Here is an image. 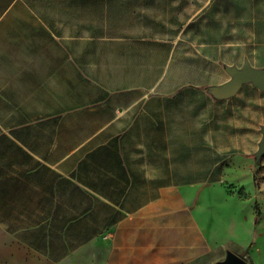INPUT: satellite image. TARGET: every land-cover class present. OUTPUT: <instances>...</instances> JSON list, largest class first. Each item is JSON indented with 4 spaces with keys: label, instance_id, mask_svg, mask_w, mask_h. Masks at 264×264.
I'll return each instance as SVG.
<instances>
[{
    "label": "crops",
    "instance_id": "crops-1",
    "mask_svg": "<svg viewBox=\"0 0 264 264\" xmlns=\"http://www.w3.org/2000/svg\"><path fill=\"white\" fill-rule=\"evenodd\" d=\"M185 3L111 0L103 12L109 17L114 12L121 24L137 15L150 31L141 39L155 42L161 14L166 28L175 32L177 24L182 31L202 9L192 10ZM95 32V0H0V245L14 242L36 260L52 264H66L93 245L98 247L89 255L93 264H221L228 252L247 264H264V229L250 204H226L231 196L225 193L223 204H194L195 192L182 190L198 187L193 183L164 184L157 197L145 201L142 160L138 168L129 153L113 155L111 136L87 150L120 116L149 107L153 99L155 116L159 114L155 120L152 116L155 128L165 126L162 114L174 111L177 103L187 109L186 99H178L186 90L159 88L163 75L154 78L146 92L128 94L116 104L118 114L93 125L95 131L87 137L49 135V127L62 129L65 122L49 126L48 97L79 95L80 66L95 62ZM90 47L91 58L85 55ZM245 85L251 84L227 99L204 93L212 114L226 111L246 137L220 151L241 162V169L251 165L261 138L256 107L264 110V91L252 85L255 90H243ZM153 89L155 95L149 94ZM244 91L257 92L261 99H240ZM240 101L247 109L237 107ZM167 121L173 122L169 114ZM209 121L220 123L214 115ZM66 123L67 128H79L78 123ZM226 171L223 166L221 174ZM207 185L199 186L201 202L207 199L201 196ZM133 192L141 195L129 203L113 196ZM6 256H15L11 248L0 250V257Z\"/></svg>",
    "mask_w": 264,
    "mask_h": 264
},
{
    "label": "rangeland",
    "instance_id": "rangeland-1",
    "mask_svg": "<svg viewBox=\"0 0 264 264\" xmlns=\"http://www.w3.org/2000/svg\"><path fill=\"white\" fill-rule=\"evenodd\" d=\"M95 1V62L80 66L77 97H48L49 126L65 122L62 129L49 127V135L57 132L58 135L79 139L87 137L95 131L93 125L104 123L118 114L116 104L125 100L128 94L146 92L147 85L163 75L159 88L168 90L174 87L178 92L186 90L178 99H186L187 109H181L177 103L174 111L162 114L165 126L155 128L152 116L155 120L159 114L155 116L153 99L154 103L147 104L149 107L120 116L98 135L97 141L87 150L94 149L97 142L111 136L113 155L129 153L137 159L138 168L143 161L145 192L142 195L145 201L154 195L157 197L158 187L164 184L193 183L198 187L182 190L187 195L195 192L194 204H223L225 193L231 196L226 204H250L255 211L257 225L264 229V155L255 167L251 159V165L244 169L236 159L221 156V149L246 137L237 120L227 116L226 111L212 114L214 108L204 95L207 85L220 84L229 79L223 64L241 67L247 58L251 65L264 67V0H186L185 5L192 10L200 6L202 9L182 31L177 24L175 32L171 27L166 28L163 24L165 16L161 14L159 24L155 25V42L141 39L150 31L146 30L147 26L141 20H137V15L125 18V21L123 19L121 24V19L117 14L114 16V12L111 17L104 15L103 6L111 0ZM174 34L175 41L171 39ZM109 36H112L111 40ZM91 50L90 47L89 54L85 53L90 58ZM243 90L255 89L245 85ZM149 94L155 95V89ZM241 94L240 99H261L257 92L244 91ZM240 103L237 105L240 110L247 109ZM168 109L171 110V106ZM256 112L259 138V123L263 124L264 110L256 107ZM168 114L173 122L167 121ZM213 115L220 123H209ZM66 122L78 123L79 128H67ZM129 124L132 127L126 129ZM169 124L173 128L167 127ZM223 166L227 170L224 175L221 174ZM205 184L209 185L203 187L206 194L201 196L207 195V199L201 202L199 186ZM153 188L155 192L146 191ZM176 188L171 190L176 191ZM123 195L113 194L115 198L129 203L141 193ZM9 243L5 240L0 250L3 248L7 252L11 248L15 256L0 257V264H7L8 259L10 264L11 261L15 264H52L38 261L21 246ZM96 248L97 245L85 247L83 253L66 264H93L89 255Z\"/></svg>",
    "mask_w": 264,
    "mask_h": 264
},
{
    "label": "water",
    "instance_id": "water-1",
    "mask_svg": "<svg viewBox=\"0 0 264 264\" xmlns=\"http://www.w3.org/2000/svg\"><path fill=\"white\" fill-rule=\"evenodd\" d=\"M223 69L229 75V79L220 84H209L205 91L215 100L230 98L239 91L242 85L251 84L259 90L264 91V67H255L247 58L241 67L223 64ZM261 138L258 147L253 153V166L255 167L264 155V125L260 127ZM221 264H247L244 258L228 252L226 260Z\"/></svg>",
    "mask_w": 264,
    "mask_h": 264
}]
</instances>
